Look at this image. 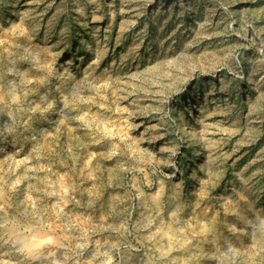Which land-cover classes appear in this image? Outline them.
<instances>
[{
    "label": "rangeland",
    "instance_id": "rangeland-1",
    "mask_svg": "<svg viewBox=\"0 0 264 264\" xmlns=\"http://www.w3.org/2000/svg\"><path fill=\"white\" fill-rule=\"evenodd\" d=\"M0 264H264V0H0Z\"/></svg>",
    "mask_w": 264,
    "mask_h": 264
},
{
    "label": "trees",
    "instance_id": "trees-1",
    "mask_svg": "<svg viewBox=\"0 0 264 264\" xmlns=\"http://www.w3.org/2000/svg\"><path fill=\"white\" fill-rule=\"evenodd\" d=\"M189 169L186 168V171H188Z\"/></svg>",
    "mask_w": 264,
    "mask_h": 264
}]
</instances>
